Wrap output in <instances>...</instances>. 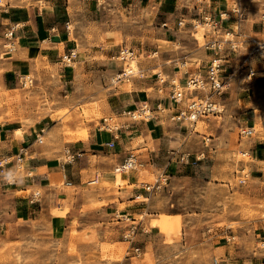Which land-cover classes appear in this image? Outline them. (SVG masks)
<instances>
[{
	"label": "crops",
	"instance_id": "obj_1",
	"mask_svg": "<svg viewBox=\"0 0 264 264\" xmlns=\"http://www.w3.org/2000/svg\"><path fill=\"white\" fill-rule=\"evenodd\" d=\"M256 6L240 0H0L5 82L17 84L20 75L33 74L38 84L35 77L42 72L44 78L59 81L57 109L77 107L80 112L82 106L88 108L83 119L74 113L72 119L62 121L50 113L25 124L0 121V234L10 232L20 221L30 227L44 225L52 238H61L75 218L82 231L97 223L102 227L111 224L114 216L121 225L111 238L127 240L124 234L129 227L122 224L125 215L134 222L135 215L162 207L156 195L158 186L146 181L148 173L154 170L165 176L167 184L173 178L211 182L219 175L221 162L214 137L234 124L252 128L260 124L261 129L250 135L249 149L261 168L264 115L256 108L264 106L260 96L264 93V58L252 67V56L247 57V49L239 45L253 34L264 39V18L255 12ZM205 14L217 19L222 15L221 33L230 35L225 47L232 42L239 46L237 51H224L226 89L221 101L227 115L222 125L210 128L215 134L208 135L194 133L158 109L169 103L171 78L183 83L186 76L203 72L210 57L205 44L211 35L204 33L200 44L189 23ZM180 19L189 21L180 25ZM3 40L12 48L2 50ZM70 52L73 55L65 62L62 56ZM123 52L138 59V77L124 78L128 63L126 57L121 58ZM250 69L253 76L248 74ZM243 82L255 84L259 96L248 93L252 87L247 84L240 92ZM143 105L150 109V116L132 118L128 114ZM82 129L85 132L77 136ZM125 164L123 170H116ZM92 181L107 185L89 200L83 192ZM95 201L102 204L89 205ZM144 226L139 221L131 227L143 247L159 239L157 227ZM212 232L218 256L232 259L233 264H244L249 257L250 264H256L257 259L237 243L230 257L227 234L232 231L214 226ZM259 233L264 234L263 229Z\"/></svg>",
	"mask_w": 264,
	"mask_h": 264
},
{
	"label": "rangeland",
	"instance_id": "obj_2",
	"mask_svg": "<svg viewBox=\"0 0 264 264\" xmlns=\"http://www.w3.org/2000/svg\"><path fill=\"white\" fill-rule=\"evenodd\" d=\"M240 1L257 4L255 12L261 15L264 13V0ZM104 2H101L102 6ZM208 30L209 27L199 25L191 33L201 44L203 34L207 32L209 36ZM218 35L230 37L229 34L221 32ZM239 44L245 50L250 46L247 40L240 41ZM9 48H12L10 42L3 40L1 49ZM262 58L264 54L252 55L251 66L256 68ZM137 61L136 57L131 59L129 54L126 55L128 65L124 71L131 69L132 73L124 76L125 79H133L141 73ZM47 69L53 70L50 67ZM4 71L5 63L1 52L0 121H20L25 124L50 113L60 116L62 121L72 119L74 113L80 119L88 116V108L83 106L80 112L77 107L57 109L55 104L60 99L57 94L60 89L57 78L46 79L44 73L37 72L34 77L38 84L34 83L33 74L20 75L17 84L13 80L6 83ZM53 73L56 75L55 71ZM127 80L125 83L129 85L130 81ZM249 83L240 84V92L245 91L244 86L247 84L249 88L252 87L247 92L253 95L255 84ZM254 94L258 95L256 91ZM260 96L264 97V93ZM214 98L221 109L218 115L199 117L195 123L184 122L194 133L215 134L210 128L225 122L227 113L221 101L223 95ZM243 107L247 105L244 104ZM256 111L264 115V106L256 108ZM99 116L100 113L97 112L96 117ZM114 119L115 117L112 120ZM114 123L115 121H110L111 125ZM260 129V124H257L252 131L257 133ZM16 132L20 133L19 129ZM84 132L85 130H80L77 136ZM41 138L45 142V138ZM214 138L213 145L219 149L221 156L219 175L209 183L192 178H173L167 184L165 176L151 170L146 181L158 186L156 195L160 196L159 203L162 207L154 212L135 215L134 222L130 221L129 215H125L122 224L129 227L124 234L127 240L111 238L113 230L121 225L116 223L114 216L111 217V224L107 223L102 227L97 223V226L82 231L77 229L79 223L75 218L61 238H52L44 225L33 224L30 227L29 224L18 221L10 232L0 234V264H215V259L217 264H233L232 259H223L213 249L214 242L211 238L214 226L232 231V234H227L230 253L233 250L232 245L237 243L236 245L245 249V253L257 259L256 264H264V234L259 233L261 229L264 231V163L258 168L260 162L249 149L252 138L240 133L239 124L224 128L223 134L215 135ZM119 180L120 175L117 173L116 182ZM104 185L107 184L91 182L90 188L83 194L90 200L94 193L100 194L105 190ZM101 204L95 201L89 205L98 207ZM164 205L172 209L164 208ZM139 221H144L146 229L151 226L158 228L159 239L156 243L149 242L145 247L140 244L139 237L131 229L132 226H138ZM136 247H139L137 251ZM230 257H234L233 253ZM248 258H245L244 264H250Z\"/></svg>",
	"mask_w": 264,
	"mask_h": 264
},
{
	"label": "built area",
	"instance_id": "obj_3",
	"mask_svg": "<svg viewBox=\"0 0 264 264\" xmlns=\"http://www.w3.org/2000/svg\"><path fill=\"white\" fill-rule=\"evenodd\" d=\"M234 9L238 17L239 9L236 7ZM261 16L264 18V13H262ZM220 19H223L222 15H220ZM220 19H217L210 14H205L202 16L200 15L197 19H192L189 23L192 29L197 28L199 25L210 28L208 33H210L211 39L205 44L210 51V57L203 67V72H197L186 76L183 83H180L175 78L170 79L169 83L171 88L168 95L169 103L166 106H158V109L162 110L167 117L175 123L180 124L185 121L188 123H195L199 117L217 115L221 111V109L218 108L219 104L214 97H221L226 89V68L224 62L226 56L224 51H237L239 46L232 42L228 48L225 47V42L230 41V39L218 35V33L221 32ZM177 23L184 25L185 20L180 19ZM236 28L238 30V25H236ZM247 41L250 43V46L247 49V57L264 54V39H258L252 36L249 37ZM122 54L121 58L124 59L128 52H123ZM71 55H73L72 52H70L69 55H63L62 58L67 62L70 60ZM245 66H249V64H246ZM253 73V69H250L248 72L250 76L253 75ZM128 114L132 118H137L140 115L146 118L150 116V109L146 105H143L139 111L133 113L128 112ZM240 133L242 135H251L253 133L252 127L240 126ZM125 167L126 164L116 167V170H122ZM132 230L133 233L134 229ZM138 249L139 248L136 247L135 251ZM214 263H218L216 259L214 260Z\"/></svg>",
	"mask_w": 264,
	"mask_h": 264
},
{
	"label": "bare ground",
	"instance_id": "obj_4",
	"mask_svg": "<svg viewBox=\"0 0 264 264\" xmlns=\"http://www.w3.org/2000/svg\"><path fill=\"white\" fill-rule=\"evenodd\" d=\"M132 59V58H131ZM125 73L128 75L129 73H132V70L131 69H128V71L126 72L125 71ZM210 116V115H209ZM80 133V132H79ZM80 136V135H79ZM123 170V169H122Z\"/></svg>",
	"mask_w": 264,
	"mask_h": 264
}]
</instances>
